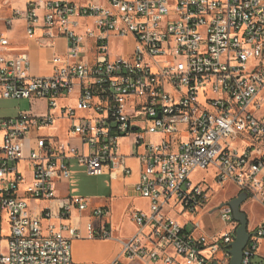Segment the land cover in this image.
<instances>
[{"label": "built area", "instance_id": "built-area-1", "mask_svg": "<svg viewBox=\"0 0 264 264\" xmlns=\"http://www.w3.org/2000/svg\"><path fill=\"white\" fill-rule=\"evenodd\" d=\"M0 1L10 11L0 17V97L47 101L45 114L0 117V230L5 217L10 230L0 263L73 264L81 229L65 225L64 235L50 225L45 233L52 210L33 212L29 200L56 198L73 163L91 176L132 174L120 139L135 134L141 174L130 192L148 199L149 210L131 211L137 231L111 264H229L238 227L231 206L218 209L231 227L223 236L167 211L208 204L209 189L192 175L210 167L219 182L235 184L236 196L244 192L264 208V0H27L25 9ZM87 18L94 24L84 28ZM20 19L41 46L67 40L51 74H33L28 52L10 55L3 27ZM113 35L133 40L129 54L110 55ZM88 206L86 197L69 196L60 218ZM110 214L109 205L92 209L90 237H112ZM250 232L243 264H254L264 224Z\"/></svg>", "mask_w": 264, "mask_h": 264}, {"label": "rangeland", "instance_id": "rangeland-1", "mask_svg": "<svg viewBox=\"0 0 264 264\" xmlns=\"http://www.w3.org/2000/svg\"><path fill=\"white\" fill-rule=\"evenodd\" d=\"M19 0H11V4H22L23 0H20V3H18ZM82 2L85 0H81ZM20 24H18L19 32L16 33V36H20V48H28L30 55L32 57V73L35 75H44L50 72L51 66L49 64L50 59L54 56V51L48 49L49 47H39L36 46L33 39L30 37L24 38L23 37V31H24V21L20 19ZM83 24L82 27H92L94 24L93 18H87V19H81L80 20ZM15 23V22H14ZM14 25V24H13ZM88 25V26H85ZM18 27V26H17ZM110 45V55L114 58L116 56H126L130 53L131 48L133 47V40L131 38L127 37H119V36H111L109 40ZM91 40H87V46L88 48L92 47ZM25 44V46H24ZM57 47H62V43L60 41H57L56 43ZM56 47V48H57ZM82 60L90 61L92 58L91 53H87L84 51V54L81 55ZM79 93V89H76V91L72 94L73 98H77ZM211 95V94H210ZM46 103L47 101L45 99H33L32 101H29L28 99H16V98H4L0 97V117H10V116H17L19 112L21 111H29L33 110L37 112L38 114H45L46 112ZM149 138V137H147ZM75 141L74 139H72ZM135 140V134H129L125 136L120 143L122 144L120 150L121 152L125 153H132L135 148H133V143ZM187 140V139H186ZM74 145H77L75 142H72ZM80 146V144H78ZM124 146V147H123ZM78 172L75 174L74 179L72 180L71 184L69 185V191L74 189L76 193H80L83 195H92L97 198L107 199L109 202L111 209H112V218L113 220L116 218H120V216H123V219L129 220L128 216L125 213V209L123 207L120 208V204L127 203L131 204L132 207H143L145 208L147 204L143 203L142 201L138 199H133L131 196H125L123 198H110V193L115 192L118 190L117 186L113 182L112 184L107 183L106 176L105 175H97V176H91L88 175L83 168L78 167ZM27 174L29 175V170H27ZM216 170L214 167H210L207 169H197L195 172H193L192 180L195 183H201L209 189V200L208 205L218 207L222 203L229 201L228 199L232 196H234L237 188L235 184L231 180H225L223 182H219L216 179ZM23 186V185H21ZM103 194H106L107 196H103ZM44 205L43 201L40 200H31V210H34V208L41 207ZM247 209V215L250 226L256 225L260 222L264 221V209L261 207V205L254 200L253 198L247 200V202H244L242 205V208L244 207ZM170 210L167 211V213L177 221H179L181 224H185V222H189V227L193 225L192 223L200 222L201 228L198 229L200 232L206 231V233H210L211 235L213 233H218V236H223L226 234L231 227H228V224L225 223L222 219L220 211L217 209L213 212H209L206 207H201L197 210L195 213H186L181 214L183 207L181 205H178L174 208H172L170 205ZM243 208V209H244ZM213 210V209H212ZM245 210V209H244ZM131 213V212H130ZM131 215V214H130ZM229 228V229H228ZM126 229L133 230L134 227L131 223H128L126 226ZM254 264H258L259 261H263L264 259L260 256H255L253 258ZM1 264V263H0Z\"/></svg>", "mask_w": 264, "mask_h": 264}, {"label": "crops", "instance_id": "crops-1", "mask_svg": "<svg viewBox=\"0 0 264 264\" xmlns=\"http://www.w3.org/2000/svg\"><path fill=\"white\" fill-rule=\"evenodd\" d=\"M26 1L27 0H23L21 6H20V4H15V5H13V7L18 8V9H25ZM18 3H20V0L18 1ZM9 13H10V11L8 9L4 8V4L0 1V17H5V16L9 15ZM20 22H21L20 20L15 21V23L11 29H5L3 27L4 32L6 33V35L10 39V49H9L10 55H17L21 52H28L30 55L28 48L24 47L21 49L20 43H16V42H20V36H16V33L19 32L20 26L18 24H20ZM23 37L24 38L28 37L27 33H26V29H25V22H24ZM31 39L34 40L36 46L45 47V46H41L39 44L36 37L31 38ZM57 41H60L62 43V47H59V48L57 47V45H56ZM24 46H25V44H24ZM48 49L54 51V55L58 54V53H60V54L65 53L67 50V40L65 38H58L55 41V46L49 47ZM30 57H31V55H30ZM52 58L49 61V64L51 66V70H50V72H48L47 74H44V75H49L52 73V65H51ZM31 62H32V57H31ZM39 76H42V75H39ZM123 138H121L120 141ZM72 139H74L75 141H73ZM72 139H71V142H75L77 145L78 144L81 145V140L79 138H72ZM121 146H122V144L120 143V148H121ZM122 153L128 154L125 152H122ZM135 153H136V150H133L131 154L130 153L128 154V155H130V157L127 158V163L133 169L132 174L128 175L125 178L119 177L116 179H111L108 175H105L106 181H107V183H110V184H112L114 182L118 188V190L115 191L114 193L113 192L110 193V198L115 199V198H123L125 196H131L133 199H138V200L142 201L143 203L147 204V206L145 208L136 207V206L132 207L131 204H128V206H127V203H123V204L121 203L120 208L123 207L125 209V213L128 216L129 220L123 219L122 215L120 216V218H116L113 220L112 209H111V214L109 217V225H108V228L112 232L111 238L90 237L89 231L87 228V223L92 220V217H91L92 209L95 207L102 206V205H109L110 206L107 199L104 198V199L100 200V198H97V197L92 196V195L90 196V195H83L80 193H76V191L74 189L69 191V185L71 184L72 180L74 179L75 174L78 172V170H77V168L79 167L78 164L73 163V175H72L71 180L69 182L60 183L56 198L44 199V200L43 199H33V200H40V201L44 202L43 206H41V207L37 206L36 208H34L33 212H39L40 208H50L52 210V213H53L52 217L45 218L42 221V225H43L45 233L48 232L46 228H48V226H50V225H52L54 227V231H56V232L61 231L64 235H69L68 230L64 228L65 225L72 224L73 226H77L81 229L83 237L82 238H76V239L72 240L73 264H111V262L117 256H119V254L122 251V240L133 236L137 231V226L133 222L132 217L130 215L131 214L130 212L134 209H142V210H146V211L149 210V203L150 202L148 199H145L141 196L132 194V192H130V187L139 181L140 174H141V166H140L139 160L136 156H132ZM78 195L84 196L89 200L88 208L83 212H80L78 209L75 208L72 211V215H71L70 219L69 218H67V219L60 218V212L62 209L61 208V202L64 201V199H66L69 196H78ZM104 195L107 196L106 194H103V196ZM234 196H236V192H235ZM233 197L231 196L228 200H230ZM31 200L32 199L29 200L30 206H31ZM215 206L216 205L210 206L207 204L205 207L207 209H209L208 210L209 212H213V211L217 210L215 208ZM244 209L247 212L246 206ZM93 221L97 224V221H95V220H93ZM128 223L132 224V226L134 227V231L133 230L128 231L126 229V226ZM262 224H264V221L260 222L256 225H253V226H250V224H249V230L254 229L257 226H260ZM204 233H206V231H204ZM206 234H208V233H206ZM217 234L218 233H213L211 235L209 233L208 235L214 236ZM9 235H10L9 222H8L7 217H5L4 222L2 224V230H0V254H6L8 252ZM221 256H222V254L219 253L218 257H221ZM257 256H260L261 258L264 259V237L260 239ZM178 260L181 261L180 258H178ZM125 264H148V263L143 261V260H135V261L125 260ZM258 264H264V262L259 261Z\"/></svg>", "mask_w": 264, "mask_h": 264}, {"label": "water", "instance_id": "water-1", "mask_svg": "<svg viewBox=\"0 0 264 264\" xmlns=\"http://www.w3.org/2000/svg\"><path fill=\"white\" fill-rule=\"evenodd\" d=\"M247 200L248 194L242 192L237 196L231 198L229 201L224 202L220 206L216 207V209H219L225 204L231 206L233 211V218L238 222L236 238L232 242L231 249L229 250L231 254L229 264H243L244 250L252 236V233L249 230L248 215L242 208V205Z\"/></svg>", "mask_w": 264, "mask_h": 264}]
</instances>
